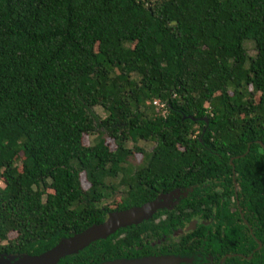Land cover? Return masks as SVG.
<instances>
[{"label": "trees", "instance_id": "1", "mask_svg": "<svg viewBox=\"0 0 264 264\" xmlns=\"http://www.w3.org/2000/svg\"><path fill=\"white\" fill-rule=\"evenodd\" d=\"M238 156L264 243V0H0V253L231 180ZM150 223L60 264L124 259Z\"/></svg>", "mask_w": 264, "mask_h": 264}, {"label": "flooded vegetation", "instance_id": "2", "mask_svg": "<svg viewBox=\"0 0 264 264\" xmlns=\"http://www.w3.org/2000/svg\"><path fill=\"white\" fill-rule=\"evenodd\" d=\"M240 159L229 161L231 180L220 174L212 185L206 184L209 180L197 184L195 178L191 187L158 192L154 200L163 196L172 199L164 201L152 223L141 229L142 242L122 251L120 257L174 256L183 260L182 264H264L260 220L239 183L235 161ZM125 234L118 239H124Z\"/></svg>", "mask_w": 264, "mask_h": 264}, {"label": "water", "instance_id": "3", "mask_svg": "<svg viewBox=\"0 0 264 264\" xmlns=\"http://www.w3.org/2000/svg\"><path fill=\"white\" fill-rule=\"evenodd\" d=\"M189 118L195 121L194 118ZM205 122L209 124V120L205 119ZM260 144L263 146L262 143ZM170 199H172L171 196H163L141 206L112 212L105 222L93 225L82 233H75L70 237L63 238L55 247L40 255L0 253V264H60L62 260L79 255L91 245L99 241L108 240L122 229L140 226L150 221L159 210L164 208V201H170ZM182 262L183 260L178 257L163 256L141 259H117L101 264H182Z\"/></svg>", "mask_w": 264, "mask_h": 264}, {"label": "rangeland", "instance_id": "4", "mask_svg": "<svg viewBox=\"0 0 264 264\" xmlns=\"http://www.w3.org/2000/svg\"><path fill=\"white\" fill-rule=\"evenodd\" d=\"M246 46H247V49H248L249 53H250L251 55H254V54H255L254 44H252V43H247ZM97 112L99 113V115H101V117H102L103 119H105L106 116H105V114L103 113L102 110H97ZM92 140H94V138L86 137V138H85V145H87V146L92 145V144H93ZM110 144H111V146L113 147L112 142H110ZM141 145H142L144 148H147V149H150V150L153 149V144H145V143H142ZM141 159H142L141 155H137L134 161H135V163H137V162L140 163ZM0 187H2V188L4 187L3 183H0ZM88 187H89V185L85 183V184H84V189H85V190H88ZM120 196H121L120 193H119V194H116V195H114V197H113L111 200L106 201V203H108V205H109V204H111V202H116V201H118V200L120 199ZM15 237H16V235H14V234L11 235V238H12V239L15 238Z\"/></svg>", "mask_w": 264, "mask_h": 264}, {"label": "built area", "instance_id": "5", "mask_svg": "<svg viewBox=\"0 0 264 264\" xmlns=\"http://www.w3.org/2000/svg\"><path fill=\"white\" fill-rule=\"evenodd\" d=\"M155 105L160 107V108H164L165 107L160 101H156Z\"/></svg>", "mask_w": 264, "mask_h": 264}]
</instances>
